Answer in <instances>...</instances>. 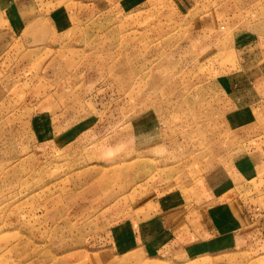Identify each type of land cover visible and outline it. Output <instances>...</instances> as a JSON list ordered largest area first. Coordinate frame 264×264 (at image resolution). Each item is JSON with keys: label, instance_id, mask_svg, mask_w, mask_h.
Instances as JSON below:
<instances>
[{"label": "rangeland", "instance_id": "obj_1", "mask_svg": "<svg viewBox=\"0 0 264 264\" xmlns=\"http://www.w3.org/2000/svg\"><path fill=\"white\" fill-rule=\"evenodd\" d=\"M261 69L264 0H0V264H264Z\"/></svg>", "mask_w": 264, "mask_h": 264}, {"label": "crops", "instance_id": "obj_2", "mask_svg": "<svg viewBox=\"0 0 264 264\" xmlns=\"http://www.w3.org/2000/svg\"><path fill=\"white\" fill-rule=\"evenodd\" d=\"M259 71L260 72L257 73L258 75L250 81L245 78L235 81L236 90H238V86L244 87L247 89L246 91L250 93L247 94L246 92L245 96L242 97V102H254L264 99V89H261V87H264V73L262 69Z\"/></svg>", "mask_w": 264, "mask_h": 264}]
</instances>
